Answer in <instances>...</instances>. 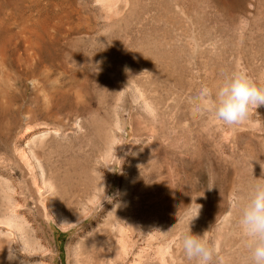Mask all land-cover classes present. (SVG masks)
<instances>
[{"label":"rangeland","instance_id":"1","mask_svg":"<svg viewBox=\"0 0 264 264\" xmlns=\"http://www.w3.org/2000/svg\"><path fill=\"white\" fill-rule=\"evenodd\" d=\"M241 68L264 82V0H0L3 264H61L58 232L63 264H186L189 227L252 264L235 204L264 179V106L195 113Z\"/></svg>","mask_w":264,"mask_h":264},{"label":"clouds","instance_id":"2","mask_svg":"<svg viewBox=\"0 0 264 264\" xmlns=\"http://www.w3.org/2000/svg\"><path fill=\"white\" fill-rule=\"evenodd\" d=\"M209 95L207 89L201 91L195 113H211L217 124L238 125L254 109L264 106V82L255 80L245 69H236L224 77L211 99ZM235 207L239 210L242 247L250 254L252 264H264V179L257 180L247 199L243 203L236 201ZM180 244L186 264H231V259L212 241L204 235L193 234L190 227L181 235ZM14 258L10 252L9 259Z\"/></svg>","mask_w":264,"mask_h":264},{"label":"bare ground","instance_id":"3","mask_svg":"<svg viewBox=\"0 0 264 264\" xmlns=\"http://www.w3.org/2000/svg\"><path fill=\"white\" fill-rule=\"evenodd\" d=\"M38 1H40V0H38ZM63 3V2H62ZM67 3V2H66ZM71 4H72V2H70ZM54 4V3H53ZM61 4V3H60ZM57 5V4H56ZM70 5V4H69ZM58 6H59V4H58ZM61 6H62V4H61ZM61 6H59V7H61ZM72 7V6H71ZM64 8V7H63ZM64 10H65V8H64ZM63 10V11H64ZM67 10V9H66ZM68 11V10H67ZM66 12V11H65ZM68 12H70V11H68ZM63 14V13H62ZM66 15H67V13H66ZM63 16V15H62ZM33 178V177H32ZM35 179V178H34ZM32 180V179H31ZM35 180H37V179H35ZM35 180H32V186H30L28 183V185H29V190L31 189V190H35V187L37 188L38 186H37V183H36V181ZM28 181V180H27ZM26 181V182H27ZM29 182V181H28ZM3 183V182H2ZM7 184V183H6ZM13 184V183H12ZM23 184H24V182H23ZM31 184V183H30ZM8 185V184H7ZM1 186V185H0ZM12 186V185H11ZM25 186V185H24ZM2 187V186H1ZM6 187V186H5ZM17 187V186H16ZM31 187V188H30ZM3 188V187H2ZM24 187H19L18 189H20V190H16L17 192V195L19 194V198H18V200L17 201H19L18 203H20V205L18 206L19 208L18 209H16L15 211H19V212H23V213H25V212H28L27 211V208H26V206H29L28 204H27V200L25 199V197H24V195H23V189ZM15 190V189H14ZM36 192V191H35ZM25 193H27V190H26V192ZM15 194V193H14ZM14 194L12 195V196H14ZM26 196V195H25ZM28 196H29V194H28ZM31 196V195H30ZM27 197V196H26ZM16 198V197H15ZM34 198H35V196H34ZM29 200H30V198H29ZM35 203V202H34ZM13 205V204H12ZM18 205V204H17ZM35 205V204H34ZM14 206H15V203H14ZM13 207V206H12ZM37 207V206H36ZM17 208V207H16ZM29 208V207H28ZM31 208V207H30ZM29 208V209H30ZM28 209V210H29ZM135 209H137L136 207H129V209H127L126 211H123L124 213H126V212H129V213H132ZM3 210V209H2ZM12 212H14V211H12ZM34 212H35V209H34ZM18 213V212H17ZM8 214V213H7ZM21 214V213H20ZM27 214V213H26ZM25 214V215H26ZM29 214H32V212L31 213H29ZM2 216V215H1ZM5 216H6V214H5ZM5 216H4V218H5ZM28 216V215H27ZM30 216V215H29ZM1 218H3V216L1 217ZM6 218H8V217H6ZM24 219V218H23ZM10 220V219H9ZM14 220V219H13ZM1 221V220H0ZM117 221H118V223H121L120 222V219H118L117 218ZM5 222V221H4ZM7 222V221H6ZM10 222V221H9ZM14 224L15 223H13V226H14ZM16 225V224H15ZM5 226H6V228L8 227V228H13V226L11 225V223L9 224V223H5V224H0V228H5ZM17 226V225H16ZM7 228V229H8ZM11 228V229H12ZM17 228V227H16ZM3 230V229H2ZM14 230V229H13ZM107 234L109 235L110 234V232H108L107 230H104L103 231V235H104V241H102V242H98V243H94L93 244V246H92V251H94V252H96V251H98L99 250V248L100 247H102L104 244H108L109 243V240H108V237H107ZM5 240V239H4ZM9 240L11 241V239L9 238L8 239V242H9ZM9 247V244L8 243H6L5 244V242L3 241V239L2 238H0V264H3V260H4V257H5V254H6V252H7V248Z\"/></svg>","mask_w":264,"mask_h":264},{"label":"trees","instance_id":"4","mask_svg":"<svg viewBox=\"0 0 264 264\" xmlns=\"http://www.w3.org/2000/svg\"><path fill=\"white\" fill-rule=\"evenodd\" d=\"M58 235H63V237H62V239L60 240V245H59V251H60V257H61V264H63V262H62V251H63V249H62V247H63V243H64V241H65V238H64V236H66V233H61V232H58Z\"/></svg>","mask_w":264,"mask_h":264}]
</instances>
